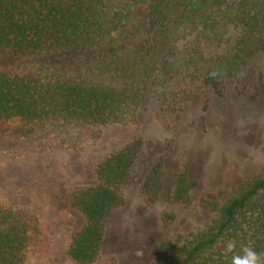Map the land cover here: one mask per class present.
I'll return each instance as SVG.
<instances>
[{
  "label": "trees",
  "instance_id": "obj_1",
  "mask_svg": "<svg viewBox=\"0 0 264 264\" xmlns=\"http://www.w3.org/2000/svg\"><path fill=\"white\" fill-rule=\"evenodd\" d=\"M135 5L144 7V17L124 31ZM230 28L235 34L226 38ZM221 43L220 52L204 53ZM0 49L32 59L90 54L80 65L89 75L134 84L119 89L72 79L63 67L44 63L23 72L0 67V140H35V151L45 153L68 147L70 127L137 125L144 100L184 109L196 96L223 97L230 86L252 88L256 99L264 83L250 63L264 52V0H0ZM93 173L94 184L68 194L82 217L66 250L72 264L97 262L108 219L125 204L124 190L137 177L147 207L164 190L163 158L149 162L139 135L108 152ZM193 186L186 172H178L167 199L187 206ZM209 208L207 227L166 264H231L243 246L264 253V174ZM173 218L161 217L166 226ZM229 241L235 248L226 252ZM47 242L27 206L0 202V264H24L30 251L44 250Z\"/></svg>",
  "mask_w": 264,
  "mask_h": 264
},
{
  "label": "rangeland",
  "instance_id": "obj_2",
  "mask_svg": "<svg viewBox=\"0 0 264 264\" xmlns=\"http://www.w3.org/2000/svg\"><path fill=\"white\" fill-rule=\"evenodd\" d=\"M111 2L117 5L121 0ZM144 12L143 6H133L123 30L139 23ZM234 34L230 28L226 38ZM222 49L223 43L205 48L204 53L209 56ZM90 56L68 52L32 59L0 49V67L23 72L44 63L63 67L72 79L103 81L119 89L134 86L89 75L80 65ZM250 66L262 74L264 83V52ZM253 94L252 88L230 86L223 97L196 96L184 109L162 108L155 100H144L137 108V125L70 127L68 147L45 153L35 151V140H0V202L27 206L48 239L47 247L30 251L24 264H72L66 250L82 217L68 194L73 188L94 184L96 163L136 135L144 140L149 162L163 158L164 190L148 207L139 191L141 175L124 190L125 204L111 213L94 264H166L179 259L181 246L213 218L209 202L225 201L264 174V88L256 99ZM181 171L194 183L187 206L167 199L172 177ZM164 213L174 217L168 226L161 219Z\"/></svg>",
  "mask_w": 264,
  "mask_h": 264
},
{
  "label": "clouds",
  "instance_id": "obj_3",
  "mask_svg": "<svg viewBox=\"0 0 264 264\" xmlns=\"http://www.w3.org/2000/svg\"><path fill=\"white\" fill-rule=\"evenodd\" d=\"M235 248V242L229 241L225 251L231 252ZM240 255H234L231 264H264V253H258L250 246H243Z\"/></svg>",
  "mask_w": 264,
  "mask_h": 264
}]
</instances>
